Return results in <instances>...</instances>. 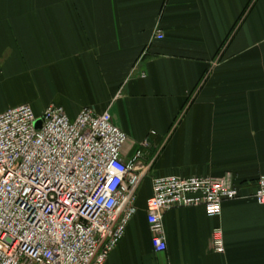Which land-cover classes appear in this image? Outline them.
<instances>
[{"label": "crops", "instance_id": "0c3cea01", "mask_svg": "<svg viewBox=\"0 0 264 264\" xmlns=\"http://www.w3.org/2000/svg\"><path fill=\"white\" fill-rule=\"evenodd\" d=\"M162 33V39L156 35ZM109 111L127 157L151 163L137 212L105 264H264V0H0V113ZM155 132V133H154ZM231 173L241 198L147 222L156 176ZM220 227L225 251L213 247Z\"/></svg>", "mask_w": 264, "mask_h": 264}, {"label": "built area", "instance_id": "2783aa9c", "mask_svg": "<svg viewBox=\"0 0 264 264\" xmlns=\"http://www.w3.org/2000/svg\"><path fill=\"white\" fill-rule=\"evenodd\" d=\"M127 141L109 111L87 107L71 118L61 106L37 115L24 104L0 113V264H105L137 212L151 167L149 140L129 158ZM256 185L263 204L264 175ZM152 187L147 222L157 252L167 249V210L206 206L220 215L224 202L242 197L231 173L156 176ZM213 247L225 251L220 227Z\"/></svg>", "mask_w": 264, "mask_h": 264}, {"label": "water", "instance_id": "95a60500", "mask_svg": "<svg viewBox=\"0 0 264 264\" xmlns=\"http://www.w3.org/2000/svg\"><path fill=\"white\" fill-rule=\"evenodd\" d=\"M40 123H38V125H39Z\"/></svg>", "mask_w": 264, "mask_h": 264}]
</instances>
